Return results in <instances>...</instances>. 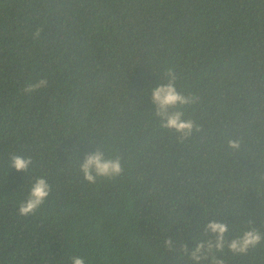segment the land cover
I'll return each mask as SVG.
<instances>
[{
  "label": "trees",
  "instance_id": "trees-1",
  "mask_svg": "<svg viewBox=\"0 0 264 264\" xmlns=\"http://www.w3.org/2000/svg\"><path fill=\"white\" fill-rule=\"evenodd\" d=\"M168 69L187 138L155 117ZM96 148L122 174L86 182ZM37 177L51 194L20 216ZM213 220L264 237V0H0V264H193ZM216 258L264 264V242Z\"/></svg>",
  "mask_w": 264,
  "mask_h": 264
},
{
  "label": "clouds",
  "instance_id": "clouds-1",
  "mask_svg": "<svg viewBox=\"0 0 264 264\" xmlns=\"http://www.w3.org/2000/svg\"><path fill=\"white\" fill-rule=\"evenodd\" d=\"M38 35V33H37ZM167 83H161L151 91V101L155 105V117L160 122V127L174 131L181 138H187L193 133L194 124L191 120L184 118V111L181 109L196 103V98L191 95H184L177 90L176 75L174 70L168 69L165 73ZM48 86L46 79L38 78L35 83H29L23 88L27 95L42 90ZM229 147L233 150L239 149L237 141H229ZM32 164L31 157L24 158L13 154L10 157L9 167L16 172L26 173ZM79 171L83 179L89 184H94L98 178H114L122 174V165L119 157L106 158L100 148L94 153L87 154L83 160H79ZM51 194V187L44 177H37L31 183L29 193L25 200L21 201L18 207V215L30 216L44 204ZM206 231L211 234L212 239H203L197 242L194 250L189 252L186 245L183 246V254L188 256L193 264H203L209 261L210 264H225L223 259H217L216 253L223 252L227 246L234 255L246 254L250 248H256L264 237L254 228L244 231L231 240H226L229 232V225L213 220L206 225ZM165 245L172 247L171 240H166ZM71 264H86L85 259L80 256L71 258Z\"/></svg>",
  "mask_w": 264,
  "mask_h": 264
}]
</instances>
